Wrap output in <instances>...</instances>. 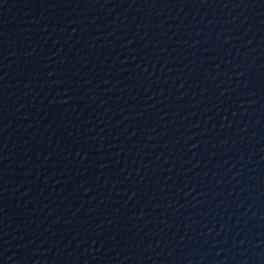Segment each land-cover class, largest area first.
Wrapping results in <instances>:
<instances>
[{
  "label": "water",
  "instance_id": "95a60500",
  "mask_svg": "<svg viewBox=\"0 0 264 264\" xmlns=\"http://www.w3.org/2000/svg\"><path fill=\"white\" fill-rule=\"evenodd\" d=\"M0 264H264V0H0Z\"/></svg>",
  "mask_w": 264,
  "mask_h": 264
}]
</instances>
